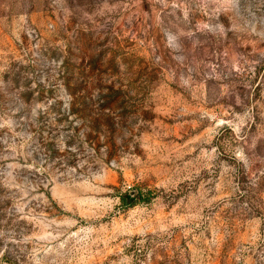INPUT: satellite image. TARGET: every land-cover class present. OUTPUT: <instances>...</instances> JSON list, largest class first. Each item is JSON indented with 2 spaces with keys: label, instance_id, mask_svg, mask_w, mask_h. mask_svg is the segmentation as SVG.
Masks as SVG:
<instances>
[{
  "label": "rangeland",
  "instance_id": "obj_1",
  "mask_svg": "<svg viewBox=\"0 0 264 264\" xmlns=\"http://www.w3.org/2000/svg\"><path fill=\"white\" fill-rule=\"evenodd\" d=\"M0 264H264V0H0Z\"/></svg>",
  "mask_w": 264,
  "mask_h": 264
},
{
  "label": "trees",
  "instance_id": "obj_2",
  "mask_svg": "<svg viewBox=\"0 0 264 264\" xmlns=\"http://www.w3.org/2000/svg\"><path fill=\"white\" fill-rule=\"evenodd\" d=\"M138 199H139L138 193H136L132 196H130L129 194H124L120 198V201H121L122 206L129 208V207L134 206L137 203Z\"/></svg>",
  "mask_w": 264,
  "mask_h": 264
}]
</instances>
